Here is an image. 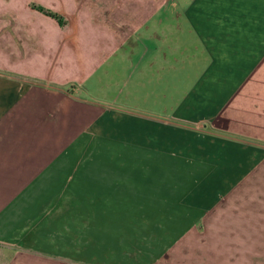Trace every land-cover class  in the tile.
I'll return each instance as SVG.
<instances>
[{
  "label": "crops",
  "instance_id": "1",
  "mask_svg": "<svg viewBox=\"0 0 264 264\" xmlns=\"http://www.w3.org/2000/svg\"><path fill=\"white\" fill-rule=\"evenodd\" d=\"M255 188L264 0H0V242L16 264H118L122 223L175 238ZM245 202L264 216V197Z\"/></svg>",
  "mask_w": 264,
  "mask_h": 264
},
{
  "label": "rangeland",
  "instance_id": "2",
  "mask_svg": "<svg viewBox=\"0 0 264 264\" xmlns=\"http://www.w3.org/2000/svg\"><path fill=\"white\" fill-rule=\"evenodd\" d=\"M61 16L63 23L64 16ZM263 197V192L256 188L250 192H230L221 200L222 208L200 223L185 225L189 229L175 238L171 236L176 233L170 234L169 239H161L156 233L152 240L146 239L149 229L158 230L159 225L146 228L145 224L122 223L118 240H109L106 244L113 243L110 251L118 264H264L262 242L257 239L259 234H264L263 209L244 205L246 199L256 203ZM139 210L135 209L134 215ZM15 252L12 244L0 242V264L19 262ZM32 258L36 257L23 256L20 260L28 264H49L48 258L38 257L34 262ZM50 258L56 264H66L63 257Z\"/></svg>",
  "mask_w": 264,
  "mask_h": 264
},
{
  "label": "trees",
  "instance_id": "3",
  "mask_svg": "<svg viewBox=\"0 0 264 264\" xmlns=\"http://www.w3.org/2000/svg\"><path fill=\"white\" fill-rule=\"evenodd\" d=\"M37 7L40 8V9H42V10H44L46 13H48V14H50L52 16L57 17L59 19V21H63L62 16L58 12L53 11L51 9H48V8L42 6V5H37Z\"/></svg>",
  "mask_w": 264,
  "mask_h": 264
}]
</instances>
